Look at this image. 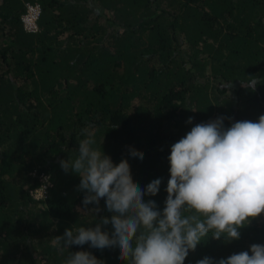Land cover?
I'll list each match as a JSON object with an SVG mask.
<instances>
[{
    "label": "trees",
    "instance_id": "16d2710c",
    "mask_svg": "<svg viewBox=\"0 0 264 264\" xmlns=\"http://www.w3.org/2000/svg\"><path fill=\"white\" fill-rule=\"evenodd\" d=\"M35 3L42 13L40 32L32 35L22 16ZM97 9L111 16L103 20ZM261 115L264 0H0V264H66L78 251L103 264H125L118 248L61 250L53 242L66 229L111 218L104 199L98 215L84 208L80 177L60 166L78 156L84 128L94 133L92 147L115 164L128 160L141 189L162 180L158 195L144 198L162 211L174 143L196 124L224 117L227 129ZM129 149L142 153V161ZM34 170L53 184L41 203L40 226L49 239L38 243L37 213L30 211L37 203L30 197ZM259 217L231 243L209 233L185 264L264 245V214Z\"/></svg>",
    "mask_w": 264,
    "mask_h": 264
},
{
    "label": "clouds",
    "instance_id": "9594fccd",
    "mask_svg": "<svg viewBox=\"0 0 264 264\" xmlns=\"http://www.w3.org/2000/svg\"><path fill=\"white\" fill-rule=\"evenodd\" d=\"M254 77L250 87L255 89ZM224 117L196 124L171 146L167 199L161 211L154 200L161 179L141 189L132 178L127 159L115 164L103 151L89 127L79 141L78 156L60 161L65 173L80 177L84 208L98 215L101 199L111 213L93 227L66 229L54 238L61 250L90 244L94 249L118 248L125 264H185L189 251L209 236L231 243L239 229L264 214V115L258 122L238 121L224 127ZM192 124L190 117L187 121ZM133 158L143 154L129 149ZM48 178L46 177L45 180ZM89 205L95 207L89 209ZM111 225V231H104ZM66 264H103L90 252H71ZM197 264H264V245L215 261Z\"/></svg>",
    "mask_w": 264,
    "mask_h": 264
},
{
    "label": "built area",
    "instance_id": "2783aa9c",
    "mask_svg": "<svg viewBox=\"0 0 264 264\" xmlns=\"http://www.w3.org/2000/svg\"><path fill=\"white\" fill-rule=\"evenodd\" d=\"M41 7L39 5H28L26 13L22 16V23L24 30L28 34H37L39 32V20L41 17ZM33 177L37 179L38 185L35 189L30 191V197L37 203L45 202L49 198L53 184L50 176L45 173L33 172ZM48 178L45 180V178Z\"/></svg>",
    "mask_w": 264,
    "mask_h": 264
},
{
    "label": "rangeland",
    "instance_id": "374dc122",
    "mask_svg": "<svg viewBox=\"0 0 264 264\" xmlns=\"http://www.w3.org/2000/svg\"><path fill=\"white\" fill-rule=\"evenodd\" d=\"M28 5H39L38 3H35V4H27L26 5V8H27V6ZM40 6V5H39ZM41 7V6H40ZM41 11H42V8H41ZM97 12H100L101 14H106V16L104 17V19L103 20H108L109 19V17L111 16L110 14H108V13H104L103 11H101L100 9H97V11H96V13ZM102 20V21H103ZM104 24H105V22H103ZM39 32H40V29H39ZM38 32V33H39ZM37 33V34H38ZM37 34H32V35H37ZM34 171H38V170H34ZM33 171V172H34ZM33 172L32 173H30V177H31V179L33 180V184L35 183L36 185H38V181H37V179H35L34 177H33ZM38 173H39V171H38ZM46 175H48V176H50L49 174H47V173H45ZM5 179L7 180V181H11L12 182V179H15V181H17L18 179L17 178H11L10 176H7V177H5ZM32 184V185H33ZM26 187V190L27 191H29V187L28 186H25ZM35 189V188H34ZM33 190V189H32ZM43 209H45V206L43 205V204H41V203H35V204H31V207H30V211L31 212H33L34 211V213H37V216L33 219V221L32 222H34L36 225H35V231H34V237H33V241H34V243H38V242H42V241H47L48 239H49V235L47 234L46 235V233L44 232V231H42V227L40 226V222H41V220L43 219V217H44V215L42 214V210ZM260 218V217H259ZM52 239H53V234H52ZM53 241H54V239H53ZM42 264H45V262H42Z\"/></svg>",
    "mask_w": 264,
    "mask_h": 264
}]
</instances>
